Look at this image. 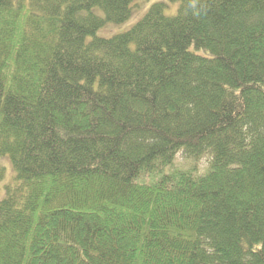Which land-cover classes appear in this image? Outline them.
I'll return each mask as SVG.
<instances>
[{
    "label": "trees",
    "instance_id": "trees-1",
    "mask_svg": "<svg viewBox=\"0 0 264 264\" xmlns=\"http://www.w3.org/2000/svg\"><path fill=\"white\" fill-rule=\"evenodd\" d=\"M134 1L0 0V264H264V0Z\"/></svg>",
    "mask_w": 264,
    "mask_h": 264
},
{
    "label": "rangeland",
    "instance_id": "rangeland-1",
    "mask_svg": "<svg viewBox=\"0 0 264 264\" xmlns=\"http://www.w3.org/2000/svg\"><path fill=\"white\" fill-rule=\"evenodd\" d=\"M157 3L165 4L166 8L164 14L166 16H174L178 10L179 5L177 3L171 4L168 0H136L132 4L131 14L129 18L123 23L113 24L107 23L95 33V37L108 39L115 35L127 32L130 30L136 23H138L146 14L148 9ZM91 12L99 17H104V13L98 9L93 8ZM91 37H88L86 41H90ZM208 159H203L198 164V173H202L207 167ZM189 162L186 161L184 156L181 153H178L174 162L175 167H185L188 166ZM0 165L5 169V178L0 183V201L5 196L4 186L11 183L15 176V172L12 168V164L8 157L0 158Z\"/></svg>",
    "mask_w": 264,
    "mask_h": 264
}]
</instances>
